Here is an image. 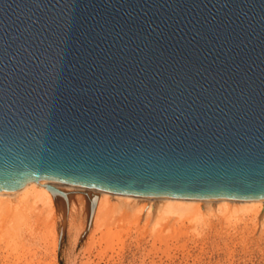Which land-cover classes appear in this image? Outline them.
Segmentation results:
<instances>
[{
    "label": "water",
    "instance_id": "obj_1",
    "mask_svg": "<svg viewBox=\"0 0 264 264\" xmlns=\"http://www.w3.org/2000/svg\"><path fill=\"white\" fill-rule=\"evenodd\" d=\"M30 180L264 196V0H0V191Z\"/></svg>",
    "mask_w": 264,
    "mask_h": 264
},
{
    "label": "rangeland",
    "instance_id": "obj_2",
    "mask_svg": "<svg viewBox=\"0 0 264 264\" xmlns=\"http://www.w3.org/2000/svg\"><path fill=\"white\" fill-rule=\"evenodd\" d=\"M25 206V218L0 208V264H264V214L160 221L137 220L131 210L100 214L93 224L82 204L62 195Z\"/></svg>",
    "mask_w": 264,
    "mask_h": 264
},
{
    "label": "bare ground",
    "instance_id": "obj_3",
    "mask_svg": "<svg viewBox=\"0 0 264 264\" xmlns=\"http://www.w3.org/2000/svg\"><path fill=\"white\" fill-rule=\"evenodd\" d=\"M76 193H78V196H75ZM59 195H62L68 201L74 200L77 205L82 204L85 211L89 213V218L92 215L93 224L100 214H109V212L114 211L118 213L127 211L128 213L131 210V214L136 213L137 220L142 218L143 215L147 219L156 215L160 221L167 217L179 218L185 215H191L192 219H197L203 213L212 211L241 215L252 214L253 217L264 214V196H144L49 180H30L14 190L0 191V208L4 209L10 206L12 207V213L17 209L16 215L21 214L25 218L24 204H26L25 208L33 207L38 203H46ZM9 213L11 215V211ZM18 217L20 218V216ZM156 217L154 220H158Z\"/></svg>",
    "mask_w": 264,
    "mask_h": 264
}]
</instances>
